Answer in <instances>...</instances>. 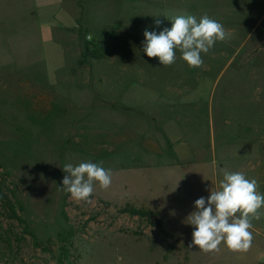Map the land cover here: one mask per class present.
<instances>
[{
  "label": "rangeland",
  "instance_id": "1",
  "mask_svg": "<svg viewBox=\"0 0 264 264\" xmlns=\"http://www.w3.org/2000/svg\"><path fill=\"white\" fill-rule=\"evenodd\" d=\"M183 13L230 36L198 68L143 51ZM89 161L112 184L76 201L63 166ZM224 168L264 194V0H0V191L25 221L0 199V264H59L63 247L79 264H264V208L249 251L189 247Z\"/></svg>",
  "mask_w": 264,
  "mask_h": 264
},
{
  "label": "clouds",
  "instance_id": "2",
  "mask_svg": "<svg viewBox=\"0 0 264 264\" xmlns=\"http://www.w3.org/2000/svg\"><path fill=\"white\" fill-rule=\"evenodd\" d=\"M171 28H164L157 34L155 31H144L143 51L149 58H158L163 66H171L176 61V50L189 67L203 65L201 53L207 54L217 41L229 39V33L223 25L207 14L197 19L188 13L176 14L168 19ZM158 26L161 21H155ZM67 173L62 181L63 190L70 193L76 201H90L94 192V183L102 190L112 184L111 169L101 164L81 162L74 166L67 163L63 166ZM222 180L217 190H211L207 198L195 201L196 211L187 217V223L194 226L192 242L205 253L219 251L223 243L232 252H247L254 239L252 220L260 219V210L264 208V194L257 191L255 179L246 178L242 172L221 169Z\"/></svg>",
  "mask_w": 264,
  "mask_h": 264
},
{
  "label": "trees",
  "instance_id": "3",
  "mask_svg": "<svg viewBox=\"0 0 264 264\" xmlns=\"http://www.w3.org/2000/svg\"><path fill=\"white\" fill-rule=\"evenodd\" d=\"M0 199H2L4 203V209L8 214V217L10 219H14L18 221L21 224H24L25 221L22 219L18 214H17V208L13 202V200L10 198L8 194H4L3 192L0 191ZM122 213H128L130 215H137V216H145L147 215V212L142 210V209H137L133 207H126L121 210ZM29 233H31L29 231ZM31 235H34L31 233ZM38 245V244H37ZM61 259H59V264H79L77 257L73 256L71 253V250H69L67 247H63L62 253H61ZM9 258L6 260L8 261ZM9 262V261H8Z\"/></svg>",
  "mask_w": 264,
  "mask_h": 264
}]
</instances>
